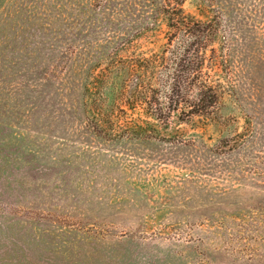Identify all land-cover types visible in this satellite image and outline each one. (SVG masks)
Here are the masks:
<instances>
[{"label": "rangeland", "instance_id": "rangeland-1", "mask_svg": "<svg viewBox=\"0 0 264 264\" xmlns=\"http://www.w3.org/2000/svg\"><path fill=\"white\" fill-rule=\"evenodd\" d=\"M173 4L0 0V264H264V0L176 5L217 108L119 125L129 65L179 43Z\"/></svg>", "mask_w": 264, "mask_h": 264}, {"label": "trees", "instance_id": "trees-1", "mask_svg": "<svg viewBox=\"0 0 264 264\" xmlns=\"http://www.w3.org/2000/svg\"><path fill=\"white\" fill-rule=\"evenodd\" d=\"M181 2L174 0L167 10L168 25L179 36L176 49L170 50L171 56L168 59L161 57L162 61L159 57H150L129 65L133 70L130 78L133 86L122 101L138 103L142 105V110L123 109L125 120L122 118L124 123L119 125L128 128V133L143 134L144 125L168 124L174 115L179 121L191 115L211 116L217 108L219 82L204 70L205 57L201 51L205 49V44L200 45L201 41H196L198 36L205 35L204 30L197 27L199 20L184 13L182 7H176ZM211 31L208 30V34ZM177 49L179 51L174 52ZM179 54L181 57H178ZM192 54L194 58L191 59L189 56ZM173 102H182L185 107H174ZM136 112L138 115H134ZM103 116L104 119L114 120L107 110Z\"/></svg>", "mask_w": 264, "mask_h": 264}]
</instances>
